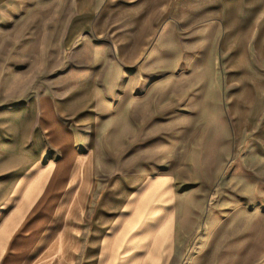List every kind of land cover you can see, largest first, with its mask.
Listing matches in <instances>:
<instances>
[{"label":"rangeland","instance_id":"374dc122","mask_svg":"<svg viewBox=\"0 0 264 264\" xmlns=\"http://www.w3.org/2000/svg\"><path fill=\"white\" fill-rule=\"evenodd\" d=\"M186 1L170 0L178 23L155 53L139 39L143 55L126 64L135 43L121 49L118 32L97 37L77 0H0V166L7 145L18 174L39 155L56 157L63 142L91 156L97 194L169 176L171 264H256L264 257V57L251 49L256 71H239L216 40L179 24ZM118 22L113 14L107 25Z\"/></svg>","mask_w":264,"mask_h":264},{"label":"crops","instance_id":"0c3cea01","mask_svg":"<svg viewBox=\"0 0 264 264\" xmlns=\"http://www.w3.org/2000/svg\"><path fill=\"white\" fill-rule=\"evenodd\" d=\"M76 4L97 37L106 31L115 38L118 32L121 49L127 41L135 43L126 64L143 55L139 39L151 40L155 53L178 23L170 0ZM184 6L188 9L179 17L184 30L199 33L200 40H216L222 56L242 65L239 71H253L251 49L264 57V0H187ZM113 14L119 22L111 30L107 24ZM141 14L148 17L144 26ZM54 147L56 157L39 155L17 174L14 145H7V166H0V264H171L176 249L173 179L146 177L132 180L129 191L115 187L97 194L91 156L69 143ZM256 264H264V257Z\"/></svg>","mask_w":264,"mask_h":264}]
</instances>
